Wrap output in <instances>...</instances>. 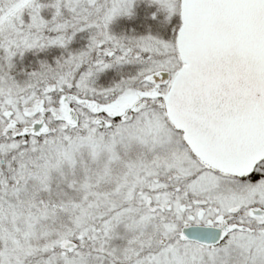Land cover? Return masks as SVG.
<instances>
[{"label":"snow or ice","instance_id":"obj_1","mask_svg":"<svg viewBox=\"0 0 264 264\" xmlns=\"http://www.w3.org/2000/svg\"><path fill=\"white\" fill-rule=\"evenodd\" d=\"M0 264H264V0H0Z\"/></svg>","mask_w":264,"mask_h":264}]
</instances>
